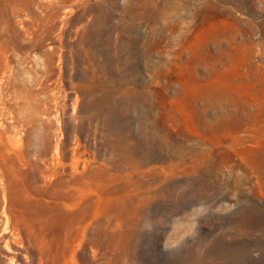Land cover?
<instances>
[{
  "label": "rangeland",
  "instance_id": "374dc122",
  "mask_svg": "<svg viewBox=\"0 0 264 264\" xmlns=\"http://www.w3.org/2000/svg\"><path fill=\"white\" fill-rule=\"evenodd\" d=\"M5 240L264 264V0H0Z\"/></svg>",
  "mask_w": 264,
  "mask_h": 264
},
{
  "label": "bare ground",
  "instance_id": "6f19581e",
  "mask_svg": "<svg viewBox=\"0 0 264 264\" xmlns=\"http://www.w3.org/2000/svg\"><path fill=\"white\" fill-rule=\"evenodd\" d=\"M3 247H4V258H5V262L3 264H25V262L28 260V257L23 252V250L22 249L13 250L8 240H5ZM93 255L95 261H97L99 258V246L97 240H94Z\"/></svg>",
  "mask_w": 264,
  "mask_h": 264
}]
</instances>
